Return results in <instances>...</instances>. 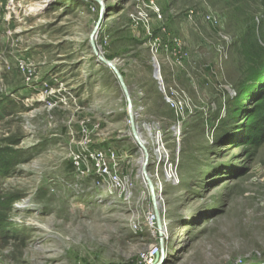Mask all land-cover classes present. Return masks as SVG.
I'll use <instances>...</instances> for the list:
<instances>
[{
  "label": "rangeland",
  "instance_id": "374dc122",
  "mask_svg": "<svg viewBox=\"0 0 264 264\" xmlns=\"http://www.w3.org/2000/svg\"><path fill=\"white\" fill-rule=\"evenodd\" d=\"M40 1L0 0V264H140L158 242L132 228L151 209L150 190L131 171L141 154L101 58L116 62L141 107L143 138L145 124L159 126L178 165L180 185L163 192L164 264H264V143L251 138L249 110L264 64L261 0H46L37 12ZM191 8L222 24L190 26ZM183 95L178 115L167 99ZM84 129L127 157L132 204L96 202L91 178L76 189Z\"/></svg>",
  "mask_w": 264,
  "mask_h": 264
},
{
  "label": "built area",
  "instance_id": "2783aa9c",
  "mask_svg": "<svg viewBox=\"0 0 264 264\" xmlns=\"http://www.w3.org/2000/svg\"><path fill=\"white\" fill-rule=\"evenodd\" d=\"M185 20L190 26L196 25L198 21L212 24L214 27H220L222 24L221 19L216 17L214 14L204 10L201 11L196 8H191L187 11ZM180 50L182 52L185 51L186 53V49L180 48ZM155 62L156 60H154V63ZM177 63L181 67H184V61ZM156 69L159 73V69ZM161 85L164 87L163 82H161ZM162 91L167 94L168 92H172V88L170 87L166 90L164 87ZM183 96H180L177 99H167L168 103L171 104L172 108L178 115H182L186 111L187 103L190 100L189 97H187L188 95ZM139 108L137 111H134V115H138L136 118L134 116L135 121L141 117ZM128 124L130 127L129 118ZM136 127L141 140L147 149V176L155 188L157 200L155 209L152 196L149 193L150 203L152 205L151 209L148 210L147 207V211L145 213H137L136 222L133 224L132 228L135 232H143V230L147 228L150 232H152L154 237L158 239L156 244L151 245L149 249L141 255L142 261L140 264H154L156 256L161 253L162 246L164 247L166 254L169 250L168 246H164L165 241L163 240V238L168 240V222L166 221L168 209L165 205L163 197L165 184H172L174 186L180 185V179L179 173L177 172L178 165H175L170 160V155L164 143L160 127L155 126L153 128V134H148L145 138H143L138 125ZM129 136L141 154V157L137 162H130L133 166L131 171H137L141 185L149 192L147 179L142 172V165L140 164L142 158L144 163L145 153L135 142L131 130ZM98 141L99 140L95 141L89 137L88 130L84 129L82 131L81 141L76 148L77 150L74 151V154L72 155L73 160L71 161L72 169L73 171H76L74 174L75 187L78 191L83 192V182L86 179L91 178V186L94 189L92 195L94 196V200L96 202L103 205L113 204L114 208L118 207L119 204L128 206L133 202L132 191L135 189V185L133 184V178L131 177L132 172L129 175L124 174L125 171L130 170L129 166L124 167V162H126L127 157H122V154L120 155L119 151L115 149L116 146H111L104 139H101L100 143H98ZM104 143H107V145L102 147L101 145ZM163 171H165L164 174ZM155 210L157 212H155ZM141 218L142 222L140 223ZM163 229L165 230V233H163Z\"/></svg>",
  "mask_w": 264,
  "mask_h": 264
},
{
  "label": "water",
  "instance_id": "95a60500",
  "mask_svg": "<svg viewBox=\"0 0 264 264\" xmlns=\"http://www.w3.org/2000/svg\"><path fill=\"white\" fill-rule=\"evenodd\" d=\"M97 2H99L100 4H102V1L101 0H96ZM96 31V29H95ZM96 34V32H95ZM95 36V35H94ZM99 52L100 51H94V54L96 56L99 57ZM154 60V59H153ZM101 61L102 63L107 66L108 68L111 69V71L116 75L117 79H118V82L123 90V93H124V97L126 98V102H127V106H128V118H129V121H130V130H131V133L134 137V140L135 142L142 148V150L144 151L145 153V160H144V165H142V172L144 174V176L146 177L147 179V183H148V187H149V190H150V193H151V196H152V200H153V204L155 205V209H156V195H155V188L152 184V182L148 179V176H147V164H148V153H147V149L145 148L142 140H141V137L138 133V130H137V127L135 125V120H134V108H133V105H132V99H131V94L127 88V86L125 85V82H124V79L123 77L120 75V73L118 72V69L116 67V62H109L105 59H102L101 58ZM156 74L158 75V70L155 68V78L156 80L159 79V77L156 76ZM155 212H157L155 210ZM165 256H166V253L164 251V247L162 246V250H161V253L160 255H157L156 256V260H155V263L154 264H164L165 262ZM241 263L240 264H246V259L240 261Z\"/></svg>",
  "mask_w": 264,
  "mask_h": 264
},
{
  "label": "trees",
  "instance_id": "16d2710c",
  "mask_svg": "<svg viewBox=\"0 0 264 264\" xmlns=\"http://www.w3.org/2000/svg\"><path fill=\"white\" fill-rule=\"evenodd\" d=\"M261 3L262 6L264 7V0H261ZM262 30H264V25L262 26ZM262 40H264V36L262 37ZM259 52H262L260 47H259ZM255 55L256 53L251 51L250 59ZM260 63H257V65L260 66L259 65ZM258 70H261L262 73L259 74L260 71H258L255 74V77L251 78L252 79L251 81L254 80L257 81L260 79V82L258 83L257 88L254 91H251L254 92V95L252 97L253 101L251 103L252 104L251 106L253 107H251L249 110L251 111V116L253 117L252 119L254 121L253 122L254 130L251 133L252 134L251 138L252 140H255L258 144H263L264 143V64L261 65V68Z\"/></svg>",
  "mask_w": 264,
  "mask_h": 264
},
{
  "label": "bare ground",
  "instance_id": "6f19581e",
  "mask_svg": "<svg viewBox=\"0 0 264 264\" xmlns=\"http://www.w3.org/2000/svg\"><path fill=\"white\" fill-rule=\"evenodd\" d=\"M47 2H48V1H46V0H41L40 2H38V4H37L36 6H34L35 11H37V12H41V11L45 8ZM155 68H158V69H159V73H160V74H158V75L156 74L157 77H159V75H160L159 79H157V80H158L160 83H161V82L164 83L163 77L161 76V74H162V73H161V66H160V64H159L158 62H155ZM160 78L162 79V81H161ZM139 110L141 111L140 108H139ZM134 116H135V118L138 117V115L136 116V114H135ZM144 128H145L146 132H148V134H151V133L153 134V128H152L151 126L145 124V125H144ZM141 165H144L143 160H142ZM27 203H28V202L24 203L23 206H21V208H25V207L27 206ZM163 233H165V230H164V229H163Z\"/></svg>",
  "mask_w": 264,
  "mask_h": 264
}]
</instances>
